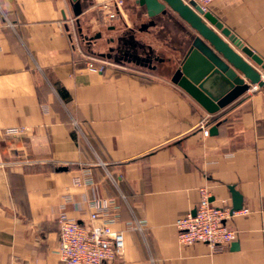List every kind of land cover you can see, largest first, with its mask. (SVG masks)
Instances as JSON below:
<instances>
[{
  "label": "crops",
  "instance_id": "obj_1",
  "mask_svg": "<svg viewBox=\"0 0 264 264\" xmlns=\"http://www.w3.org/2000/svg\"><path fill=\"white\" fill-rule=\"evenodd\" d=\"M100 2L82 0L75 17L72 0H0V264H61L62 207L89 224L98 198L119 206L124 264H264V90L209 115L172 82L189 26L161 15L180 35L156 52L144 26L133 37L139 18L122 9L108 20ZM207 11L264 60V0H215ZM130 48L151 63L121 55ZM88 56L109 66L90 71ZM202 188L234 208L233 189L248 210L228 223L239 239L222 249L177 242L176 222ZM140 221L142 231L126 228Z\"/></svg>",
  "mask_w": 264,
  "mask_h": 264
},
{
  "label": "built area",
  "instance_id": "obj_2",
  "mask_svg": "<svg viewBox=\"0 0 264 264\" xmlns=\"http://www.w3.org/2000/svg\"><path fill=\"white\" fill-rule=\"evenodd\" d=\"M185 4L196 3L205 11L215 0H182ZM112 2V3H111ZM101 10L109 20L116 19L121 13L122 1L100 3ZM109 63L104 59L88 56L86 67L90 71L103 73ZM264 82V71L260 72ZM264 90L258 84L250 85L248 94ZM78 127V125H77ZM22 128H12L6 131L11 137L24 132ZM207 135L208 128L204 127ZM90 183V182H89ZM91 214L89 224H81L70 218L62 207L58 219L59 246L57 254L61 264H124L125 252L124 232H117L114 226L119 222V206L115 198H98L90 201ZM193 212L181 216L176 222L177 242L180 246L191 247L196 244L207 245L210 249H222L238 241L239 233L228 223L235 217L248 214V210L235 211L231 203L223 200L216 205L211 201L208 189H200V200ZM146 227L144 221L128 223V230L142 231Z\"/></svg>",
  "mask_w": 264,
  "mask_h": 264
},
{
  "label": "water",
  "instance_id": "obj_3",
  "mask_svg": "<svg viewBox=\"0 0 264 264\" xmlns=\"http://www.w3.org/2000/svg\"><path fill=\"white\" fill-rule=\"evenodd\" d=\"M72 2L75 17H80L83 14L82 0ZM136 4L144 8L151 19L169 12L175 13L193 31L189 51L183 64L174 73L172 82L199 103L209 115L218 113L244 96L250 85L264 87L260 74L264 71V60L211 12L194 2L187 5L182 0H136ZM100 57L105 58L106 55ZM132 60L151 63L138 56ZM210 134L216 135L217 127H213ZM232 191L234 210L239 211L241 198Z\"/></svg>",
  "mask_w": 264,
  "mask_h": 264
},
{
  "label": "rangeland",
  "instance_id": "obj_4",
  "mask_svg": "<svg viewBox=\"0 0 264 264\" xmlns=\"http://www.w3.org/2000/svg\"><path fill=\"white\" fill-rule=\"evenodd\" d=\"M100 1H101L100 3L103 2L107 3L110 0H100ZM117 1H122V9L124 10V12L130 14V17H132V19H135V17L140 19L139 22L134 27L135 32L133 37L136 40H139L140 37H143V35L139 31L142 29L144 25H146L144 26L143 29L146 30L148 33L149 32L151 33L150 38H148V42L153 46V50H155L156 52L169 53V48L166 45L167 42L169 43L168 39L171 40L173 37H179L180 35V30L178 29L177 25L168 18H161L159 23L155 27L154 26L150 27L148 25V18H146L145 16V10H141L140 8L136 7L135 5L136 0H113V3ZM169 44H172L174 46L176 43L174 41H171V43ZM104 60L109 63L108 60L106 59Z\"/></svg>",
  "mask_w": 264,
  "mask_h": 264
},
{
  "label": "flooded vegetation",
  "instance_id": "obj_5",
  "mask_svg": "<svg viewBox=\"0 0 264 264\" xmlns=\"http://www.w3.org/2000/svg\"><path fill=\"white\" fill-rule=\"evenodd\" d=\"M161 15L160 16H158V17H156V18H153V19H151V18H149L148 17V25H150V26H156L158 23H159V21H160V19H161ZM163 17H168V18H172V12H169V13H167L166 15H164ZM162 23V22H161ZM145 26V25H144ZM135 47H136V45H135ZM121 55L122 56H125V57H130L131 59H133V57H135V56H138L137 54H136V52H134L133 50H132V48H130V49H123V51L121 50ZM148 60V59H147Z\"/></svg>",
  "mask_w": 264,
  "mask_h": 264
}]
</instances>
